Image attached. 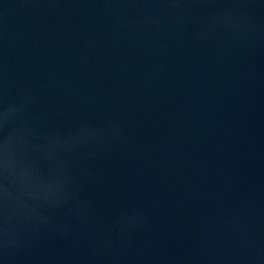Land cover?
<instances>
[{"label": "water", "instance_id": "obj_1", "mask_svg": "<svg viewBox=\"0 0 264 264\" xmlns=\"http://www.w3.org/2000/svg\"><path fill=\"white\" fill-rule=\"evenodd\" d=\"M0 264H264V0H0Z\"/></svg>", "mask_w": 264, "mask_h": 264}]
</instances>
